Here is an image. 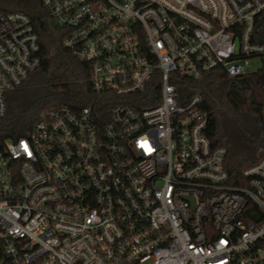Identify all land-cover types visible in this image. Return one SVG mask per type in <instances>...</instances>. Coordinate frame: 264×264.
Listing matches in <instances>:
<instances>
[{"label":"built area","instance_id":"2783aa9c","mask_svg":"<svg viewBox=\"0 0 264 264\" xmlns=\"http://www.w3.org/2000/svg\"><path fill=\"white\" fill-rule=\"evenodd\" d=\"M41 3L99 103L0 135V264H264V153L232 184L190 84L264 69V0ZM39 51L0 11V119Z\"/></svg>","mask_w":264,"mask_h":264},{"label":"trees","instance_id":"16d2710c","mask_svg":"<svg viewBox=\"0 0 264 264\" xmlns=\"http://www.w3.org/2000/svg\"><path fill=\"white\" fill-rule=\"evenodd\" d=\"M0 11H21L30 17L38 35L42 80L30 83V77L7 95L8 112L0 119V135L12 138L26 135L39 115L51 107L80 109L99 96L90 85V66L80 62L64 45V33L56 26L41 0H0ZM264 26V23H263ZM264 33V28H263ZM250 87H235L226 95L216 72L200 81H190L192 90L202 96L201 111L206 113V134L213 146L227 150L225 167L234 185L247 180L243 169L259 160L264 150V69L246 77Z\"/></svg>","mask_w":264,"mask_h":264},{"label":"flooded vegetation","instance_id":"af4514ba","mask_svg":"<svg viewBox=\"0 0 264 264\" xmlns=\"http://www.w3.org/2000/svg\"><path fill=\"white\" fill-rule=\"evenodd\" d=\"M221 85L223 89L229 90V93L234 89L235 87L239 88H248L250 87L249 81L246 77H236L235 79L226 77L221 81Z\"/></svg>","mask_w":264,"mask_h":264},{"label":"rangeland","instance_id":"374dc122","mask_svg":"<svg viewBox=\"0 0 264 264\" xmlns=\"http://www.w3.org/2000/svg\"><path fill=\"white\" fill-rule=\"evenodd\" d=\"M262 65H263V60L262 58H259V57H255L252 59V62H251V71H257L258 69L262 68ZM42 80V76L40 74H36L35 76H33L30 81H29V84L30 83H37L38 81ZM251 81H249L250 83ZM259 156L264 153V150L261 149L259 152Z\"/></svg>","mask_w":264,"mask_h":264},{"label":"water","instance_id":"95a60500","mask_svg":"<svg viewBox=\"0 0 264 264\" xmlns=\"http://www.w3.org/2000/svg\"><path fill=\"white\" fill-rule=\"evenodd\" d=\"M224 92L226 93V95L229 94V90H227V89H224Z\"/></svg>","mask_w":264,"mask_h":264}]
</instances>
